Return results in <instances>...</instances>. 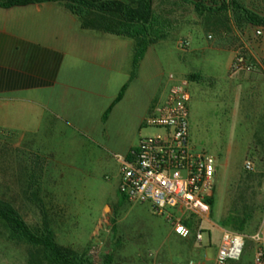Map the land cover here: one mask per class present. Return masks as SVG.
I'll return each instance as SVG.
<instances>
[{
    "label": "rangeland",
    "instance_id": "374dc122",
    "mask_svg": "<svg viewBox=\"0 0 264 264\" xmlns=\"http://www.w3.org/2000/svg\"><path fill=\"white\" fill-rule=\"evenodd\" d=\"M173 2H156L158 13L171 12L175 32L154 47L151 58L155 56L160 64L150 67L151 76L140 84L142 88L160 89V98L175 83L170 82L171 76L179 81L192 72V65L182 62L186 52L178 46L185 34L192 42L190 50L218 48L224 39L235 53L207 51L205 60L191 62L201 63L208 75L218 79L216 89L193 84L189 104L193 145L214 156L218 167L212 222L205 223L202 247L193 239L177 240L170 225L155 216L149 205L121 204L115 154L107 152L105 144L96 145L82 130L54 134L55 139L48 141L53 142L51 149L43 148L47 130H0V198L13 203L31 226L47 223L60 245L84 253L94 264H105L107 256L112 257L111 264H176L193 258L215 264L222 220L242 219L247 211V234L261 224L264 130H253L252 121L237 111L236 101L223 102L221 91L232 82L231 76L244 73L264 78V28L237 21L231 12L198 18L192 5L176 0L179 5L173 6ZM246 4L264 17V0H246ZM239 49L256 64L255 72L232 71ZM157 132L147 128L143 137ZM247 161L254 163V172L245 169ZM24 162L28 172L20 167ZM4 236L0 227V264H27V248L9 243ZM246 247L243 259L229 264H255L253 244L248 241Z\"/></svg>",
    "mask_w": 264,
    "mask_h": 264
},
{
    "label": "crops",
    "instance_id": "0c3cea01",
    "mask_svg": "<svg viewBox=\"0 0 264 264\" xmlns=\"http://www.w3.org/2000/svg\"><path fill=\"white\" fill-rule=\"evenodd\" d=\"M181 40L191 43L182 49L186 52L182 62L193 69L179 79L189 82L191 99L193 84L216 89L218 79L201 63L191 62L205 60L207 51L234 56L232 45L222 39L218 48L190 50L186 34ZM162 41L149 47L134 72V39L84 29L62 3L0 7V130H47L43 148L48 149L54 134L82 130L99 147L105 144L114 158L129 155L147 129L146 118L170 93L167 89L159 98L160 89L141 86L151 76L150 67L160 64L151 54ZM231 79L221 91L223 102L236 101L237 111L252 121L253 130H264V78L243 73ZM175 80L170 77V82ZM172 234L184 240L173 230Z\"/></svg>",
    "mask_w": 264,
    "mask_h": 264
},
{
    "label": "built area",
    "instance_id": "2783aa9c",
    "mask_svg": "<svg viewBox=\"0 0 264 264\" xmlns=\"http://www.w3.org/2000/svg\"><path fill=\"white\" fill-rule=\"evenodd\" d=\"M261 34L258 30L257 35ZM178 46L187 49L191 43L180 40ZM255 70L256 64L239 49L232 71ZM171 79L175 80L174 76ZM190 101L189 82L175 81L168 98L156 105L144 122L146 128L158 132L142 137L129 155H116L115 159L120 166L119 192L126 201L149 205L152 213L164 219L177 236L193 239L202 247L207 232L205 223L211 221L210 200L218 167L214 156L193 145ZM245 169L254 172V163L245 162ZM248 241L254 246L255 264H264V213L259 229L252 234L223 229L215 264L239 261ZM176 264H202V261L193 258Z\"/></svg>",
    "mask_w": 264,
    "mask_h": 264
},
{
    "label": "trees",
    "instance_id": "16d2710c",
    "mask_svg": "<svg viewBox=\"0 0 264 264\" xmlns=\"http://www.w3.org/2000/svg\"><path fill=\"white\" fill-rule=\"evenodd\" d=\"M174 1L173 6H178L176 0ZM180 1L183 5H192L198 18L206 15L222 16L224 13L231 12L237 21L264 28V17L248 7L246 0ZM156 2L157 0H1L0 7L62 3L80 19L84 29L134 39L136 42L134 72H136L149 47L164 40L175 27L173 20L167 18L171 12L158 13ZM123 93L124 91L120 97ZM20 167L28 172L27 162ZM125 202H127L126 199L120 195V203ZM210 202L213 210V198ZM244 213L242 219L230 216L219 224L225 229L247 234L246 228L250 216L247 211ZM0 227L3 228L4 237L9 243L27 248V264H94L84 253L60 245L47 223L42 226H31L13 203L2 198H0ZM235 262L238 261L232 263ZM111 263L112 257L107 256L105 264Z\"/></svg>",
    "mask_w": 264,
    "mask_h": 264
}]
</instances>
